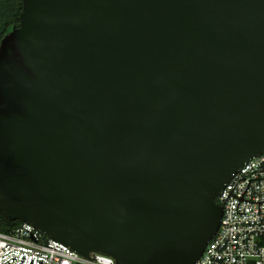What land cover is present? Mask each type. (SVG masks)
Here are the masks:
<instances>
[{
    "label": "water",
    "instance_id": "water-1",
    "mask_svg": "<svg viewBox=\"0 0 264 264\" xmlns=\"http://www.w3.org/2000/svg\"><path fill=\"white\" fill-rule=\"evenodd\" d=\"M264 154V0H23L0 44V214L89 258L196 264Z\"/></svg>",
    "mask_w": 264,
    "mask_h": 264
},
{
    "label": "built area",
    "instance_id": "built-area-1",
    "mask_svg": "<svg viewBox=\"0 0 264 264\" xmlns=\"http://www.w3.org/2000/svg\"><path fill=\"white\" fill-rule=\"evenodd\" d=\"M220 228L196 264H264V154L245 163L217 197ZM0 264H116L89 258L49 239L29 224L0 232Z\"/></svg>",
    "mask_w": 264,
    "mask_h": 264
},
{
    "label": "trees",
    "instance_id": "trees-1",
    "mask_svg": "<svg viewBox=\"0 0 264 264\" xmlns=\"http://www.w3.org/2000/svg\"><path fill=\"white\" fill-rule=\"evenodd\" d=\"M22 10L23 0H0V44L7 33L20 26ZM21 224L20 221L11 222L0 214V232L9 233Z\"/></svg>",
    "mask_w": 264,
    "mask_h": 264
}]
</instances>
